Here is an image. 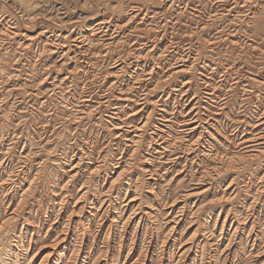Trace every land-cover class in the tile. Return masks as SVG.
<instances>
[{
    "label": "clouds",
    "instance_id": "clouds-1",
    "mask_svg": "<svg viewBox=\"0 0 264 264\" xmlns=\"http://www.w3.org/2000/svg\"><path fill=\"white\" fill-rule=\"evenodd\" d=\"M257 125L264 0H0V264H48L53 226L96 264L110 213L118 240L105 264H122L133 198L135 229L161 254L183 220L202 238L191 264H264ZM205 186L215 199H188ZM217 211L231 218L226 234ZM129 240L130 251L135 231Z\"/></svg>",
    "mask_w": 264,
    "mask_h": 264
},
{
    "label": "bare ground",
    "instance_id": "bare-ground-1",
    "mask_svg": "<svg viewBox=\"0 0 264 264\" xmlns=\"http://www.w3.org/2000/svg\"><path fill=\"white\" fill-rule=\"evenodd\" d=\"M32 34H33V36L35 35V33H32ZM32 34H30V35H32ZM115 76H116V74L114 73L113 78H115ZM123 102L124 103H128L129 101H123ZM141 114L142 113L138 112V113H136V116H139ZM132 118L135 119V116L132 117ZM260 127H264V125H257L256 126V128H260ZM117 131H122V129L118 128ZM245 141L247 143H249V144H255V143L258 142L257 138L255 136H252V135L251 136L246 135L245 136ZM260 151L264 152V148H261ZM231 164H233V163L229 161V167L231 166ZM207 191H210V190H207ZM224 191L226 193H230L231 186H229L226 189H224ZM221 198L222 199L224 198L223 194H222ZM135 200H131L129 205H128V208L130 210L128 213H126V215L130 217V220H129L128 224H127L128 231L125 233V235L123 237V240H122V242L120 244L119 251H118V256H120V255H122V257L125 256V253H126V250L128 248V244H129V229H131L132 225L135 224V223L136 224L139 223L140 229L143 227L142 226L143 223H141L142 221L141 220L138 221V218H137V214L138 213L135 212V211L131 212L132 203ZM174 207H176V205H174ZM100 211L103 212V208H101ZM85 215H91V213H87L86 212ZM116 218H117V214L116 213H110V218L108 220L104 221V223H103V225L101 227V230H100V235H98L96 237V240L98 242L104 243V241H106L105 243H107L109 245V249H108L107 255H105L103 252H101L100 257L97 256L98 258L95 259L96 264H105V260H110L112 258V252H113L112 245H113V243L115 241L118 240V233H117V230L114 227V224L116 222ZM223 218H224V220H223ZM228 218L229 217H226V216L224 217L223 213L220 212L215 217L214 221L212 220L213 223L215 224V226L217 227L218 231L223 229L224 234H226V232H227V225L231 223V221H229ZM178 224H174V226H172L171 239L163 241V254H160V257H162V255H163V259H161L160 264H167L169 249L170 248L174 249L175 247H179V249H180V252L177 254V264H190V260H191L190 256L192 254V249H194V248H193V246L191 248V247H189L186 244L185 245L184 244L183 245L179 244V242H178V240L176 238V235H175V230H176ZM50 230L51 231L48 232V236L52 235L51 237L49 236V239H53L54 238V234L53 233L55 231H57V228L55 226H53ZM60 231H63V229L61 228ZM60 231H57V233H58L57 237L52 240L51 243H52L53 246L50 249V251H45V250L41 251L40 256H46L47 259H48V264H52L53 260L56 261V264H62L64 256H68V258H69L67 264H72V257L76 258L75 259V264H81V258L84 256L83 247H81L79 251H77V247L76 246L74 248H72V245H71L70 248H66L65 246L69 245V243L72 242V240H73L72 234H71V232H69L67 234L66 238H59L60 237ZM108 231H110V235L107 237L106 240H103L102 237L104 236V233L108 232ZM140 233H141V231L136 229V232H135V243L131 247V250L128 251L127 255L125 256V262L128 261V260L131 261L135 257L136 252L138 251L137 248H138ZM193 242H194V240H193ZM193 242H191V243L193 244ZM158 244L159 243L157 242L156 238H152L151 242L148 243V245L146 246L145 250L138 255V257H139L138 259L142 258L143 259V264H148V262H146L147 258L149 257L150 254H153L154 252H156ZM87 245H88V240L86 239L85 240V246H87ZM62 249H64L63 252L61 251ZM160 253H161V251H160ZM40 256H37V259H40Z\"/></svg>",
    "mask_w": 264,
    "mask_h": 264
},
{
    "label": "rangeland",
    "instance_id": "rangeland-1",
    "mask_svg": "<svg viewBox=\"0 0 264 264\" xmlns=\"http://www.w3.org/2000/svg\"><path fill=\"white\" fill-rule=\"evenodd\" d=\"M30 34H32V33H30ZM33 35V34H32ZM261 128V127H260ZM260 128H256V131H259L260 130ZM248 136H251V133L249 132L248 134H247ZM236 157H233V158H230L229 159V161L230 162H232L233 164L236 162ZM239 159H243V157L241 158V157H239ZM232 165V164H231ZM231 167V166H230ZM181 175H182V173H181ZM233 174H231V173H229L228 174V177H224V179L226 180V183L224 184V189H226L227 187H229V186H231V189H232V187L234 186L233 184H232V180L231 179H229V177H231ZM177 179H179V176L177 177ZM229 185V186H228ZM206 190V191H205ZM208 189H207V187L205 186L204 187V189L201 191V192H199V193H194V194H192V195H190L189 197H188V199L190 200V201H195L196 199H197V197H203V196H209V199H215V197L214 196H212L211 195V190L210 191H207ZM206 193H205V192ZM231 192V191H230ZM262 199H264V198H262ZM132 200H135V198H133ZM135 202V203H134ZM133 203H132V206L134 205V204H136L137 203V201L135 200ZM249 203H250V201H249ZM176 207H179V204H177L176 205ZM223 207H224V209L226 210V209H228L229 207H230V204H228V203H225L224 205H223ZM258 208L260 207L259 205L257 206ZM217 208H219V206H217ZM136 212V209L134 210V208L132 207L131 208V212ZM147 212V210H145V213ZM138 213V212H137ZM220 212L219 211H217V212H215L214 214H213V217H212V220L214 221V219H215V217L219 214ZM194 214V213H193ZM223 215H224V217L226 216L224 213H223ZM137 218H138V221H140L141 220V218H140V214L138 213L137 214ZM229 219V221H231V218L229 217L228 218ZM223 220H224V218H223ZM142 222L141 223H143V227L142 228H144V221L143 220H141ZM212 221V222H213ZM135 225H136V223L135 224H133L132 225V227H131V229H129V234L130 233H132L133 231H135L136 232V229H135ZM171 228H172V226H170ZM194 227V228H193ZM141 228V229H142ZM184 228H185V222L183 221V220H181L180 222H179V224H178V226H177V228H176V230H175V235H176V238H177V240H178V242H179V244H180V240H181V238H183L184 239V245L186 244V245H188L189 247H191L192 248V246L194 245V244H196V243H198L202 238L199 236V235H197L196 234V232H195V228H196V225L195 224H193L191 227H189L188 228V230H187V232H185L184 231ZM191 228V229H190ZM51 231V230H50ZM54 238H56L57 237V235H58V233H57V231H55L54 233ZM56 234V235H55ZM197 236H196V235ZM50 237L52 236V235H49ZM193 237H195V239L196 240H194V242H193ZM53 238V239H54ZM153 238H155V237H153ZM53 239H50V243H49V246L47 247V248H45V249H42L41 251H50V249L52 248V240ZM74 240V239H73ZM72 240V242H71V245H72V248H74L75 246H76V243L74 242ZM141 240V241H140ZM103 242V241H102ZM106 241H104V243H105ZM191 242H193V244L191 243ZM129 244H130V240H129ZM128 244V245H129ZM182 244V245H183ZM148 245V244H147ZM146 244H145V242L143 241V238H142V236H141V233H140V236H139V243H138V248H137V252H136V255H135V257L130 261V260H128V261H126L125 262V256L127 255V253H128V248H127V250H126V253H125V256L124 257H122V255H120L119 256V258L122 260V264H143V259L142 258H140V259H138L139 257H138V255L140 254V253H142L144 250H145V248H146V246H147ZM193 248L194 249H192V254H191V256H190V264H191V261H192V258H193V256H194V254H195V252H196V248L193 246ZM93 251H95V249H93ZM100 254H101V252H98L97 253V255H96V257H95V259H97L98 257H100ZM160 245L158 244V246H157V250H156V252H154L153 254H150L149 255V257L147 258V261L146 262H148V264H160V261H161V257H160ZM98 256V257H97ZM154 257V258H153ZM136 258V259H135ZM124 262V263H123ZM135 262V263H134Z\"/></svg>",
    "mask_w": 264,
    "mask_h": 264
}]
</instances>
